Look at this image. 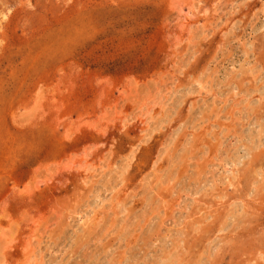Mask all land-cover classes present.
I'll return each mask as SVG.
<instances>
[{
	"label": "rangeland",
	"instance_id": "1",
	"mask_svg": "<svg viewBox=\"0 0 264 264\" xmlns=\"http://www.w3.org/2000/svg\"><path fill=\"white\" fill-rule=\"evenodd\" d=\"M0 264H264V0H0Z\"/></svg>",
	"mask_w": 264,
	"mask_h": 264
},
{
	"label": "bare ground",
	"instance_id": "2",
	"mask_svg": "<svg viewBox=\"0 0 264 264\" xmlns=\"http://www.w3.org/2000/svg\"><path fill=\"white\" fill-rule=\"evenodd\" d=\"M172 152V151H171ZM180 158V157H179ZM181 160V159H180ZM172 162V161H171ZM250 162V161H249ZM158 164V163H157ZM165 170V169H164ZM169 170H171V169H169ZM258 170V169H257ZM160 173V172H159ZM168 173V172H167ZM167 176V175H166ZM171 176H172V174H171ZM146 177H148V176H146ZM172 178V177H171ZM143 180H145L144 178H143ZM172 181V180H171ZM170 182V181H169ZM167 183V182H166ZM145 184V183H144ZM143 184V185H144ZM153 186V185H152ZM151 189V188H150ZM156 192H157V190H156ZM244 204V203H243ZM214 219V218H213ZM168 261H170L169 259H168ZM170 263H172L171 261H170Z\"/></svg>",
	"mask_w": 264,
	"mask_h": 264
}]
</instances>
